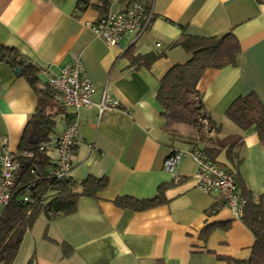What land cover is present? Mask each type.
<instances>
[{
  "label": "crops",
  "instance_id": "obj_1",
  "mask_svg": "<svg viewBox=\"0 0 264 264\" xmlns=\"http://www.w3.org/2000/svg\"><path fill=\"white\" fill-rule=\"evenodd\" d=\"M91 2L79 9L78 0H0V43L38 66V88L73 55L81 57L93 104L77 111L59 105L58 128L46 154L54 162L55 140L68 114L75 113L79 140L70 176L78 183L92 176L107 180L96 197H79L70 214L48 220L41 212L25 232L13 264L30 259L34 264H247L254 243L251 230L217 192L197 188L194 159L188 154L180 158L178 182L165 171L170 149L190 144L170 140L155 95L167 70L189 57L172 46L182 33L232 31L241 48L237 65L207 68L197 83L213 128L209 141L196 143L213 148L207 155L235 172L240 193L264 194V141L254 126L241 129L225 114L236 97L250 92L264 105V0H154L150 26L138 37L125 32L114 46L86 25L101 17L96 1ZM126 5L111 0L109 8ZM148 52L164 54L149 66L133 65L128 57ZM103 91L119 106L98 118L95 104ZM36 104L28 81L0 61V146L6 137L10 151L18 152ZM160 190L162 202L146 210L114 203L124 196L152 199ZM62 243L71 249L66 256Z\"/></svg>",
  "mask_w": 264,
  "mask_h": 264
},
{
  "label": "trees",
  "instance_id": "obj_2",
  "mask_svg": "<svg viewBox=\"0 0 264 264\" xmlns=\"http://www.w3.org/2000/svg\"><path fill=\"white\" fill-rule=\"evenodd\" d=\"M91 1L78 0L77 6L79 9L84 8ZM95 1L94 5L103 17L111 0ZM124 1L127 4L131 0ZM172 46H180L189 57L183 63L172 65L159 81L155 98L161 107L164 130H167L173 142L187 143L207 154L212 153L213 148L206 144L199 147L196 143L197 139L209 141L207 135L213 128V121L202 102L197 83L207 68L236 66L241 52L239 41L232 31L210 36L182 33L172 42ZM163 54L129 53L128 57L133 65L149 66ZM0 61L8 63L14 69L19 66L17 74L28 81L37 97L36 109L26 121L16 153L15 160L19 166L14 174L11 197L0 210V264H13L25 232L41 212L48 220L70 214L76 210L79 197H96L106 187L107 180L105 177L92 176L78 183L71 176L58 179L51 175L54 162L46 154V148L57 131L61 104L54 99V93L49 87H37L38 66L21 55L17 49L0 43ZM225 114L241 129L254 126L259 139L264 141V105L255 93L236 97ZM70 116L68 114L67 117ZM178 125H183L185 130H179ZM240 194L246 199L240 220L254 236L247 264H264V194L257 198L249 192ZM162 200L163 194L160 190L152 199L139 200L124 196L115 198L114 203L120 208L142 211ZM70 250L68 245L62 243L64 256ZM227 260L232 261L229 258ZM26 264H34L33 259Z\"/></svg>",
  "mask_w": 264,
  "mask_h": 264
},
{
  "label": "built area",
  "instance_id": "obj_3",
  "mask_svg": "<svg viewBox=\"0 0 264 264\" xmlns=\"http://www.w3.org/2000/svg\"><path fill=\"white\" fill-rule=\"evenodd\" d=\"M154 0H131L124 8H109L106 14L95 23H88L96 36L101 37L109 46L118 44L125 32H134L135 37L141 35L151 24ZM47 87L54 93V99L65 107L77 111L81 107L93 104V91L83 61L79 55H73L70 62L63 66L56 75L48 76ZM98 118L105 110L117 108L118 101L103 91L101 99L95 104ZM80 120L74 113L68 118L55 140L57 157L54 160L51 175L58 179L67 178L71 173V154L79 140ZM40 148H43L41 146ZM31 156L30 152L26 153ZM190 155L196 163V186L203 192H217L232 215L240 219L246 199L238 190V179L235 172L225 165L213 161L205 151L197 147L186 149L171 148L163 162L165 171L172 174L173 182L179 181L175 167L180 158ZM16 154L8 147V140L2 137L0 146V210L11 197L14 185V174L19 164ZM26 199V197L24 198Z\"/></svg>",
  "mask_w": 264,
  "mask_h": 264
},
{
  "label": "water",
  "instance_id": "obj_4",
  "mask_svg": "<svg viewBox=\"0 0 264 264\" xmlns=\"http://www.w3.org/2000/svg\"><path fill=\"white\" fill-rule=\"evenodd\" d=\"M19 69H20V67H19V66H17V67L14 69V71H15V72H18V71H19Z\"/></svg>",
  "mask_w": 264,
  "mask_h": 264
}]
</instances>
